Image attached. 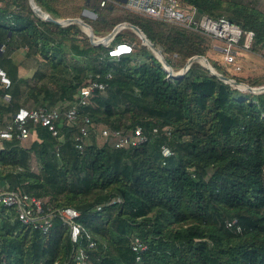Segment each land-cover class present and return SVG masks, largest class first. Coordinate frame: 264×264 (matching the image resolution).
Listing matches in <instances>:
<instances>
[{
  "label": "trees",
  "instance_id": "16d2710c",
  "mask_svg": "<svg viewBox=\"0 0 264 264\" xmlns=\"http://www.w3.org/2000/svg\"><path fill=\"white\" fill-rule=\"evenodd\" d=\"M34 1L56 21L82 19L97 36L121 23L138 27L176 74L199 56L227 79L264 86V77L244 81L210 59L212 38L199 32L135 14L110 18L114 8L101 21L86 20L85 0ZM179 1L253 33L250 51L264 54L260 0ZM121 41L134 52L110 58L81 25L45 21L31 0H0V67L11 81L6 88L0 80V124L23 108L66 112L83 87L103 86L80 112L90 120L83 150L82 119L59 123L57 137L31 122L36 138L21 141L16 129L2 144L0 191L27 193L52 211L76 210L83 233L73 243L56 216L44 234L3 208L0 264H79L80 255L85 264H264V92L234 88L198 62L175 78L136 33L119 32L114 44ZM22 65L31 78L20 75ZM104 128L124 135L141 128L148 140L116 148L113 138L100 143ZM164 145L172 157H163ZM136 238L147 245L140 261Z\"/></svg>",
  "mask_w": 264,
  "mask_h": 264
},
{
  "label": "built area",
  "instance_id": "2783aa9c",
  "mask_svg": "<svg viewBox=\"0 0 264 264\" xmlns=\"http://www.w3.org/2000/svg\"><path fill=\"white\" fill-rule=\"evenodd\" d=\"M114 6L122 8L129 14L166 22L211 37L214 41H218L222 44L220 48L216 46H214V48L224 54V61L227 64H232L240 51L249 52L251 49L254 37L253 33L244 32L236 24L226 18L213 19L207 15H203L196 7L188 6L179 0H87L85 15L93 21H101L103 18V11L108 8L113 9ZM66 20L70 19L58 20V22L61 23L62 26L73 24L65 23ZM123 24H127V22ZM119 32H117L111 40H106V37L94 34L93 41L110 48L108 52L110 58L118 59L122 56L131 55L134 52V46L132 44L126 41H121L116 45L114 44V39ZM86 33L88 36L90 35L88 32ZM246 36V41L243 42L242 40ZM163 68L169 74H176L173 71L170 72L169 70L171 69L169 67L163 66ZM182 71L177 74H181ZM0 80L6 88L11 86V81L1 67ZM244 88L247 92H250L247 87ZM94 89H103V86L93 84L90 87H83L76 97V102L66 112L56 109H20L11 123L6 126L0 124V151L3 149L2 144L4 142L14 139L16 129L19 131L17 138L21 141L32 137L36 138L35 133H32L28 128L31 122L47 127L52 132L53 136L57 137L59 135V123L67 122L68 124L74 125L81 119L85 125L81 128V136L78 138L77 147L83 150V142L89 134L88 126L90 125V120L88 117L82 116L80 112L83 107L89 105V100ZM254 89L264 92V86ZM5 99L10 100L11 96L6 94ZM154 133L157 134L159 131L156 129ZM102 136L116 140V148L136 147L148 140L141 128L136 129L131 135H124L121 132L104 128L102 130ZM162 155L164 158H170L174 155V151L169 145H164L162 147ZM117 201H120V199ZM114 202L115 201H112L111 203ZM45 205L46 202L21 191H0V210L3 208L17 209L18 219L24 225L39 230L44 234L50 232L54 217L59 216L61 220L70 227L73 243H77L83 233L80 225L76 223V219L80 216V213L74 209L52 211L51 208ZM99 209H101V207H99ZM237 222V220H234L228 223V227L232 228ZM237 229L240 230V227ZM95 245V242L90 243V247H95ZM132 250L136 253L137 260L140 261L141 255L147 250V245L139 238H136L132 243ZM78 263L85 264L81 255L78 257Z\"/></svg>",
  "mask_w": 264,
  "mask_h": 264
},
{
  "label": "rangeland",
  "instance_id": "374dc122",
  "mask_svg": "<svg viewBox=\"0 0 264 264\" xmlns=\"http://www.w3.org/2000/svg\"><path fill=\"white\" fill-rule=\"evenodd\" d=\"M260 1H261L260 5L262 6L261 8H264V0H260ZM114 10H115V12H114V14L110 15V18L113 17V16H118V15H129L128 12L124 11L120 7H115L114 6ZM102 14L105 16L108 13L106 11L105 12L103 11ZM86 20H89V19H86ZM122 24L123 23H121L119 25H122ZM118 26H116V27H118ZM82 29L84 30L85 33L86 32L89 33L88 29H86L84 27H82ZM123 30H126V28L125 29H121V31H123ZM129 30L134 32V30H132V29H129ZM107 36H104V37H107ZM140 43H141V45H143V42H142L141 39H140ZM214 46H222V44L220 42L214 41L212 39V49L208 53V57L210 59L214 60V61H217L220 64V66L225 68L235 78H239L241 80H244V81L246 80L247 81V80H253L254 78L264 77V54H263V52H260V53L256 54V53H253L251 51H249V52L240 51L239 54L236 56L235 61L232 64H227L224 61V54L220 53L218 50H216L214 48ZM151 52L154 55V57H156V58L159 57L155 52H153V51H151ZM141 57L144 59V55H142ZM198 63H200V64L203 63L204 64V62H202V61H198ZM242 84H246V83H242ZM246 85H248V84H246ZM239 86H241V85H239ZM242 87H244V86H242ZM260 87H263V86H260ZM260 87H255V88H260ZM234 88H238V87L236 86ZM238 89H240V87ZM240 90H242V89H240ZM243 92H247V91L244 90ZM99 138H100V140H99L100 143H104L105 140H106L101 135H100Z\"/></svg>",
  "mask_w": 264,
  "mask_h": 264
},
{
  "label": "water",
  "instance_id": "95a60500",
  "mask_svg": "<svg viewBox=\"0 0 264 264\" xmlns=\"http://www.w3.org/2000/svg\"><path fill=\"white\" fill-rule=\"evenodd\" d=\"M31 4H32V7H33L35 13H36L40 18H42V19L45 20V21L54 22V23H59L58 21L54 20L49 14L43 12L39 7H37L36 4H35V1H34V0H31ZM65 23H76V24H79V25H81L82 27L88 29V30H89V34H90L88 37H89L91 43H92L93 45H101L100 43H96V42L93 41V39H94V32H93V29H92V27H91L90 25H88L85 21L80 20V19H70V20H66ZM59 24H61V23H59ZM123 28H130V29L134 30V32H135V33L140 37V39L142 40L143 45L146 46L147 48H149L151 51L155 52V53L159 56L157 59L160 61V63H161L163 66H166V67H169V68H170L169 64H168L167 61H166L165 56L162 54V52L160 51V49H158L154 44H152V43L147 39V37L144 35V33H143L138 27H136V26H134V25H132V24H130V23L122 24V25H119L118 27H116V28L112 31V33H110V34L106 37V40H111V39L115 36V34H116L117 32H119V31H120L121 29H123ZM198 61H202V62H204V64L201 63V65H202L203 67H205L206 69H208V70L212 73V75L217 76V77L220 78L221 80L226 81L227 83L231 84V85L234 86V87L239 86V85L244 86V87H247L248 90H249L251 93H253V94L263 92V91H259V90L254 89V88H250V87L247 86L246 84L238 83V82H236L235 80L227 79V78L223 77L222 75L218 74V73L214 70V68L212 67V65L209 63V60H208L207 58H205V57H199V56H198V57H194V58L190 59L189 62L187 63V65H186V67H185V68L183 69V71L181 72V74H173V73H172V74H170V75L173 76V77H175V78L178 77V76L184 75V74L190 69L191 65H192L193 63H195V62H198ZM170 69H171V68H170ZM169 71L172 72V69L169 70Z\"/></svg>",
  "mask_w": 264,
  "mask_h": 264
},
{
  "label": "crops",
  "instance_id": "0c3cea01",
  "mask_svg": "<svg viewBox=\"0 0 264 264\" xmlns=\"http://www.w3.org/2000/svg\"><path fill=\"white\" fill-rule=\"evenodd\" d=\"M86 3H87V0L84 2V5H83V9H82V16L86 19H89L90 21H93L91 20L88 16L85 15V8H86ZM111 9V8H110ZM109 12V10H104V12ZM64 20V19H62ZM82 27V26H81ZM218 48H220V46H216ZM217 50V49H216ZM20 60V59H19ZM20 75L23 77V78H31L32 75H33V71L32 70H28V69H25V67L22 65V68L20 70Z\"/></svg>",
  "mask_w": 264,
  "mask_h": 264
},
{
  "label": "bare ground",
  "instance_id": "6f19581e",
  "mask_svg": "<svg viewBox=\"0 0 264 264\" xmlns=\"http://www.w3.org/2000/svg\"><path fill=\"white\" fill-rule=\"evenodd\" d=\"M238 88L240 87V89H242V90H245V88L244 87H242V86H237Z\"/></svg>",
  "mask_w": 264,
  "mask_h": 264
}]
</instances>
